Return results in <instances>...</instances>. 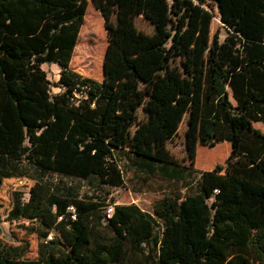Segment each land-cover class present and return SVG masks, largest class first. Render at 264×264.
Returning a JSON list of instances; mask_svg holds the SVG:
<instances>
[{
    "label": "trees",
    "instance_id": "trees-1",
    "mask_svg": "<svg viewBox=\"0 0 264 264\" xmlns=\"http://www.w3.org/2000/svg\"><path fill=\"white\" fill-rule=\"evenodd\" d=\"M182 1L216 9L227 33L207 48L188 151L193 161L197 145L229 143L232 152L201 173L166 152L175 126L160 115L140 125L130 152L105 138L116 91L71 67L87 0H0V187L33 182L28 201L16 194L8 221L31 223L40 238L35 259L25 257L28 246L0 242V264H264V133L255 128L264 123V0ZM171 21L125 45L149 74L166 67ZM45 65L59 67L56 85ZM118 159L146 181L174 186L153 214L108 203ZM63 179L89 183L94 194Z\"/></svg>",
    "mask_w": 264,
    "mask_h": 264
},
{
    "label": "rangeland",
    "instance_id": "rangeland-1",
    "mask_svg": "<svg viewBox=\"0 0 264 264\" xmlns=\"http://www.w3.org/2000/svg\"><path fill=\"white\" fill-rule=\"evenodd\" d=\"M88 8L71 67L80 75L100 81L116 91L105 138L114 146L125 147L138 134L140 125L152 114L160 115L174 124L165 140L166 152L180 167L201 173L225 165L232 148L222 143L215 148L197 145L193 161L188 151L190 133L197 126L207 48L220 32L226 30L217 10L199 5L189 9L182 0H87ZM176 31L170 37L168 62L164 70L149 74L137 66L125 52L126 43L134 38L151 39L156 26L167 20ZM208 22L207 25L204 23ZM43 69L53 85L59 80L60 69L45 65ZM53 93L59 88L53 86ZM255 128L264 133V123ZM130 152V147H125ZM122 170L125 175L123 184ZM199 176V174H198ZM104 196L115 205L139 206L153 214L155 204L174 190L162 179L146 181L128 170L127 160H119L108 169ZM55 182L59 178H54ZM68 186L80 187L81 196H92L89 183L63 179ZM33 182L26 179H6L0 187V242L7 246L27 247L25 257H38L40 238L26 221L11 222L16 194L28 201Z\"/></svg>",
    "mask_w": 264,
    "mask_h": 264
},
{
    "label": "built area",
    "instance_id": "built-area-1",
    "mask_svg": "<svg viewBox=\"0 0 264 264\" xmlns=\"http://www.w3.org/2000/svg\"><path fill=\"white\" fill-rule=\"evenodd\" d=\"M112 213H113V207H110V208L108 209V217H110V216L112 215ZM52 239H53V234H51V235L49 236L48 240H52Z\"/></svg>",
    "mask_w": 264,
    "mask_h": 264
},
{
    "label": "water",
    "instance_id": "water-1",
    "mask_svg": "<svg viewBox=\"0 0 264 264\" xmlns=\"http://www.w3.org/2000/svg\"><path fill=\"white\" fill-rule=\"evenodd\" d=\"M221 23H222V25H224L223 22H221Z\"/></svg>",
    "mask_w": 264,
    "mask_h": 264
}]
</instances>
